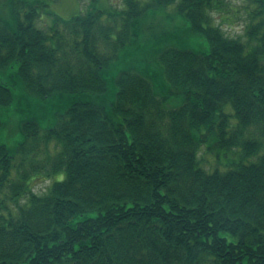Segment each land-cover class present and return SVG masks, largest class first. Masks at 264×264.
Here are the masks:
<instances>
[{
	"label": "trees",
	"instance_id": "obj_1",
	"mask_svg": "<svg viewBox=\"0 0 264 264\" xmlns=\"http://www.w3.org/2000/svg\"><path fill=\"white\" fill-rule=\"evenodd\" d=\"M49 1L0 0V70L66 103L45 131L22 122L21 161L0 143V264H264V0L242 36L217 24L227 0H84L66 20ZM172 5L185 27L161 33ZM217 146L239 163L204 169Z\"/></svg>",
	"mask_w": 264,
	"mask_h": 264
},
{
	"label": "rangeland",
	"instance_id": "obj_2",
	"mask_svg": "<svg viewBox=\"0 0 264 264\" xmlns=\"http://www.w3.org/2000/svg\"><path fill=\"white\" fill-rule=\"evenodd\" d=\"M110 1L117 7L122 4V0ZM85 2L87 3V0H85ZM227 3L228 6L222 13H215L217 24H220L231 36H242L248 22L249 10L247 0H227ZM49 4L53 13L66 20L80 13L81 9L84 7V0H50ZM2 5L3 3L0 2V8H2ZM174 9L175 5H172L155 13L150 18L152 26L161 33L167 30L177 31L180 28L184 29V20L175 15ZM54 18L55 17L51 15H48V17L44 16L40 26L47 28L49 24H53ZM190 44L192 48L199 51L205 50L208 42L201 36L195 37ZM127 62L124 66L127 65ZM120 65L123 66V64ZM17 70V64L11 69L0 70V83L9 86L14 93L13 104L9 107H0V122L2 123L0 129V143L7 146L16 158V162L21 161L22 159V156L17 153V148L24 140L25 136L21 128L22 122L36 117L45 131L56 122L55 119L57 114L65 109L66 104L61 99H54L45 102L37 97L27 95L19 76L17 75ZM180 104L181 101L178 99L168 102L169 107H175ZM21 109L24 111H21ZM226 111L233 113V107L231 104L226 106ZM207 146L208 148H213L211 144H208ZM47 148L53 153L56 145L55 143H49ZM44 151L45 146L42 145V150L40 152L41 158L44 155ZM211 151L212 153H208L205 148H202L199 154L204 162V164L201 162V166L208 171H213L217 168L221 171H227L231 167V164L239 163L241 160L238 155L234 154L233 150H226L217 146L214 151ZM249 161L252 160L249 159ZM211 163L213 164V167L211 166ZM36 174L34 173V176ZM65 176L66 172H61L51 178L39 177L34 183L33 190L36 193L43 194L47 191L51 183L53 184L56 181H60Z\"/></svg>",
	"mask_w": 264,
	"mask_h": 264
}]
</instances>
